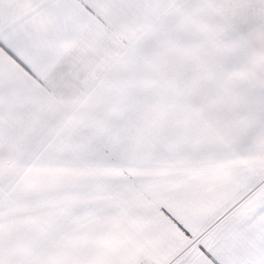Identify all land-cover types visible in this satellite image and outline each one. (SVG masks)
Here are the masks:
<instances>
[{
  "label": "snow or ice",
  "instance_id": "1",
  "mask_svg": "<svg viewBox=\"0 0 264 264\" xmlns=\"http://www.w3.org/2000/svg\"><path fill=\"white\" fill-rule=\"evenodd\" d=\"M0 264H264V0H0Z\"/></svg>",
  "mask_w": 264,
  "mask_h": 264
}]
</instances>
